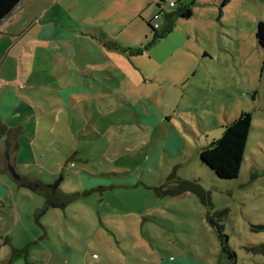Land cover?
Masks as SVG:
<instances>
[{"label":"rangeland","instance_id":"374dc122","mask_svg":"<svg viewBox=\"0 0 264 264\" xmlns=\"http://www.w3.org/2000/svg\"><path fill=\"white\" fill-rule=\"evenodd\" d=\"M158 1L161 10L153 2L141 14L144 22H132L138 14L131 3L116 10L94 9L85 0H39L36 14L49 6L43 21L54 19L55 5L87 11L76 29L90 36L88 27H114L130 17L134 39L112 46L122 54H114L120 65L116 59L97 63L118 78L120 91L107 75L94 77L97 90L112 92L110 101L124 88L142 111L128 100L107 109L52 112L41 104L37 78L23 84L18 98L24 101L6 92L1 120L26 122L27 145L47 154L18 171L40 180L39 190L15 184L13 202L0 203V264L10 263L13 250L29 264H264V50L255 39L264 0L189 1L191 17L175 18L162 38L156 36L166 27L165 14L178 8L170 3L179 2ZM150 20L159 27L155 32L145 24ZM241 112L252 122L240 170L235 179H219L199 152ZM24 151L32 165L29 147ZM185 181L197 182L203 201L185 191ZM215 224L223 227L233 259L222 252Z\"/></svg>","mask_w":264,"mask_h":264},{"label":"crops","instance_id":"0c3cea01","mask_svg":"<svg viewBox=\"0 0 264 264\" xmlns=\"http://www.w3.org/2000/svg\"><path fill=\"white\" fill-rule=\"evenodd\" d=\"M85 1L94 9L97 6H103L105 9L112 7L116 10L128 9L131 3L133 10H136L138 14V17L133 18L132 22L134 20L144 22L141 14L154 2L151 0H120L118 2L117 0L115 4L108 5L107 0ZM189 1L193 2L192 0H180L178 4L173 3L172 8H176V5L180 8L182 3L186 5ZM41 2L39 0H23L16 11L0 23V104L4 101L6 92H11L7 95L14 102L21 99V97L18 98V94H25L26 91V89H22L23 84L26 86L29 82H32L33 78H37L41 80L44 89L41 104L45 103L48 110H52V112L54 110H90L92 106L107 109L109 105H115L119 102L121 104L127 103L128 100L140 110L139 107L141 106L137 105V102H133L135 98L126 96L124 88L118 95H114L116 102L110 101V97L113 95L112 92L97 90L98 78L94 77L97 72L107 75L110 80L113 79L117 83L116 91H120L118 78L111 71H108L107 66L100 65L97 67V63L107 64L116 59L120 65L119 59L122 54L118 53L119 50L112 49V46L116 45L122 48L123 42L126 40L132 42L134 39L135 35L130 33L133 28L129 29L131 25L130 17L128 16V18L122 20L118 18L114 27H104V25L102 27H88L89 33L93 32V35L90 36L83 30L76 29L79 16L87 11H80L79 7H75L77 8L75 9L70 5L63 8L60 5H55L51 7L53 9L52 18L54 19L43 21V16L49 6L36 14ZM160 2L158 0L154 2L157 10H161ZM223 2L226 4L227 0H223ZM187 5L189 6V4ZM169 15L171 14H165L166 26ZM25 16L27 18H24ZM151 21H145L150 29ZM255 21L257 23L264 22V15L255 17ZM92 48L93 50H89ZM52 67H54V72L51 70ZM121 74L124 76L123 80L128 83L127 73ZM105 80L108 81L107 78ZM94 86L96 90H92ZM103 89L108 90V88ZM93 93L96 95L95 99L92 96ZM21 100L24 101L23 98ZM29 133L26 122L21 121L10 125L4 123L0 118V174L3 176V178H0V191L4 193L2 200H0L1 204H4L5 201L9 204L10 201L13 202L17 193L15 184L20 188L25 187L28 191H34L38 184H42L40 180H36L30 175L18 176V171H27L34 164H39L37 155L43 157L47 154L46 150H44V153L43 151L38 152L35 147L32 148V146L27 145V138H30ZM22 140L24 141V148ZM34 141L38 142L37 137L34 138ZM4 144H6V149H4ZM27 147H29L30 156L34 158L32 165L29 161V164L25 161L26 153L24 150ZM7 165L14 169L18 179H15L7 171ZM6 189L9 190V194ZM0 196L2 195L0 194ZM67 206V203L64 204L63 209L60 210L66 209ZM10 247L14 248L12 245ZM13 251V257L10 259L9 264H12L15 259L18 261L23 259L22 257H14L16 254ZM92 257L93 260L98 259H95L94 255ZM24 259V264H29L26 258ZM18 263L21 264V262Z\"/></svg>","mask_w":264,"mask_h":264},{"label":"trees","instance_id":"16d2710c","mask_svg":"<svg viewBox=\"0 0 264 264\" xmlns=\"http://www.w3.org/2000/svg\"><path fill=\"white\" fill-rule=\"evenodd\" d=\"M20 1L21 0H0V21L12 13ZM190 17V7L182 3V6L177 8L174 14L168 16L167 26L163 29V32L156 37H164L168 31L171 30L175 18L188 19ZM152 31L155 32L154 30ZM255 39L257 45L264 50V22L257 23ZM251 122V114L241 112L231 123L223 127L221 137L218 140L212 141L207 148L199 152L201 163L208 167L219 179L231 180L238 176ZM182 184L186 187V192L193 193L203 201L204 191L197 182L185 181ZM37 189L39 190V188ZM38 190L35 189L34 191L37 192ZM71 198L73 200L75 195L71 196ZM215 228L220 239L222 252L227 254L229 259H233L235 257L234 253L230 252L225 245L226 237L222 231L223 227L215 224ZM259 251L264 254L263 247H261ZM94 258H96V255H94Z\"/></svg>","mask_w":264,"mask_h":264},{"label":"water","instance_id":"95a60500","mask_svg":"<svg viewBox=\"0 0 264 264\" xmlns=\"http://www.w3.org/2000/svg\"><path fill=\"white\" fill-rule=\"evenodd\" d=\"M22 1L23 0H21L20 2H19V4L17 5V7L12 11V13H10L7 17H5L3 20H5V19H7V18H9L15 11H16V9L21 5V3H22ZM3 20H1V21H3ZM1 21H0V23H1ZM6 156H7V153H6ZM7 171L15 178V179H18V176H16V174L14 173V169L10 166V165H7ZM57 185H58V182H56L54 185H52V186H48L49 188H51L52 190L53 189H55L56 187H57Z\"/></svg>","mask_w":264,"mask_h":264},{"label":"built area","instance_id":"2783aa9c","mask_svg":"<svg viewBox=\"0 0 264 264\" xmlns=\"http://www.w3.org/2000/svg\"><path fill=\"white\" fill-rule=\"evenodd\" d=\"M153 1L155 2L156 0H153ZM173 6H174V4L173 3H170V7H173ZM152 22L153 21L150 22V25H151L152 30L158 29L159 28L158 25L156 23H154L152 25Z\"/></svg>","mask_w":264,"mask_h":264},{"label":"flooded vegetation","instance_id":"af4514ba","mask_svg":"<svg viewBox=\"0 0 264 264\" xmlns=\"http://www.w3.org/2000/svg\"><path fill=\"white\" fill-rule=\"evenodd\" d=\"M41 187V184H38L37 185V188H40ZM37 188H36V190H37ZM45 188V187H44ZM48 189H50V191H52L53 192V190L51 189V188H49V187H47ZM48 203H49V201L47 202V205H48ZM56 205V204H55ZM57 207L56 208H62V207H64V206H62V207H60L59 205H56ZM55 207V206H54Z\"/></svg>","mask_w":264,"mask_h":264}]
</instances>
